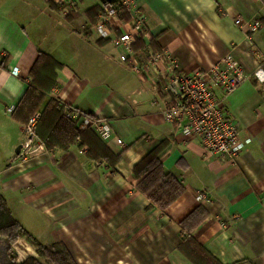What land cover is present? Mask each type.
<instances>
[{"label": "crops", "instance_id": "obj_1", "mask_svg": "<svg viewBox=\"0 0 264 264\" xmlns=\"http://www.w3.org/2000/svg\"><path fill=\"white\" fill-rule=\"evenodd\" d=\"M139 3L153 48L170 52L184 72L209 71L231 56L250 75L225 101L240 139L251 140L237 163L209 158L167 122L168 98L131 69L114 36L98 37L89 12L100 0H0V194L35 239L65 245L77 264H194L181 249L188 237L221 264H264V0ZM255 21L262 28L251 32ZM42 54L62 65L42 110L58 100L107 121L115 137H99L107 154L79 142L18 159L25 125L10 109ZM95 149L98 159L89 155ZM151 155L181 186L165 208L139 188L137 167ZM198 211L202 218L185 228Z\"/></svg>", "mask_w": 264, "mask_h": 264}, {"label": "built area", "instance_id": "obj_2", "mask_svg": "<svg viewBox=\"0 0 264 264\" xmlns=\"http://www.w3.org/2000/svg\"><path fill=\"white\" fill-rule=\"evenodd\" d=\"M124 14L128 16V21L121 24L120 18ZM68 15V9H64L62 16ZM236 23L242 25L241 20ZM261 28L260 21L250 25L251 32ZM95 31L101 39L114 36L115 45L125 50L131 69L142 80H150L154 90L168 98L166 120L184 138L198 140L209 158L223 163H237L251 140L240 139L239 125L227 113L225 101L251 77L236 59L227 56L209 71L184 72L170 52L156 51L153 48L154 37L147 27L139 0H120L118 6L106 9L96 24ZM140 40H145L147 44L138 52L135 48ZM261 68H264V57ZM13 73L19 74L18 71ZM14 109L10 111L13 112ZM70 111L69 116L82 131L91 128L105 141L115 139L107 121L90 118L73 109ZM38 120L39 115L25 126L23 147L18 156L21 163L38 157L46 150L44 143L36 135ZM117 142L124 144L121 139H117ZM198 200L203 201L204 198L199 196Z\"/></svg>", "mask_w": 264, "mask_h": 264}, {"label": "trees", "instance_id": "obj_3", "mask_svg": "<svg viewBox=\"0 0 264 264\" xmlns=\"http://www.w3.org/2000/svg\"><path fill=\"white\" fill-rule=\"evenodd\" d=\"M100 1L101 6H97L89 12V17H91L94 25L98 23L106 9L118 6L120 3V0ZM122 20H128V16L124 14L120 18V21ZM61 67L62 65L54 59L44 54L41 55L32 72L33 82L28 86L20 103L12 112L13 117L26 126L35 114L41 112L40 119L36 125V135L44 143L47 150L56 148L68 150L81 142L80 146L84 145V143H91L94 148L101 149L103 152L106 151L105 145H103L97 133L91 128L82 131L69 116L70 109L64 107L58 100H51L42 110L48 94H50L52 88L57 86L56 72ZM80 113L90 118H95L92 115ZM96 149L93 152L89 151L92 159L101 157ZM104 153L107 154L106 152ZM109 158H112V156ZM136 173L143 178L139 188L161 208L172 204L181 193V186L178 181L164 170L155 155H151L144 160L143 164L137 167ZM202 216L203 213L201 211H198L193 216L191 215L183 223L184 227L189 229L197 224ZM21 239H26L35 247L38 257L47 259L46 263H42L37 257H30L22 263L11 260L3 264H77L65 245L56 243L46 246L35 239L16 220L7 200L0 194V243L2 241L5 242L4 252L6 255ZM181 249L194 264H221L193 237L185 239ZM1 259L0 256V262H2Z\"/></svg>", "mask_w": 264, "mask_h": 264}, {"label": "rangeland", "instance_id": "obj_4", "mask_svg": "<svg viewBox=\"0 0 264 264\" xmlns=\"http://www.w3.org/2000/svg\"><path fill=\"white\" fill-rule=\"evenodd\" d=\"M69 11V10H68ZM70 12V11H69ZM37 116V114H35L33 117ZM40 119V116H39ZM22 145V144H21ZM4 248H5V242H1L0 243V256H1V261L0 264L2 263H8L11 260H16L17 263H22L25 260H27L30 257H37L39 261H41L42 263H46L47 259L44 258H40L37 255V250L35 247H33L26 239H21L18 243H16L9 251L8 254L6 255V253L4 252ZM6 250V249H5ZM33 250H35L36 252V256H34L33 254ZM20 253H19V252ZM5 255H4V253Z\"/></svg>", "mask_w": 264, "mask_h": 264}, {"label": "water", "instance_id": "obj_5", "mask_svg": "<svg viewBox=\"0 0 264 264\" xmlns=\"http://www.w3.org/2000/svg\"><path fill=\"white\" fill-rule=\"evenodd\" d=\"M22 145H20L19 147H18V149H17V151H16V154L19 156L20 155V153H21V150H22Z\"/></svg>", "mask_w": 264, "mask_h": 264}]
</instances>
